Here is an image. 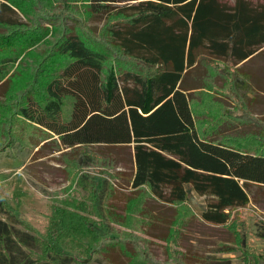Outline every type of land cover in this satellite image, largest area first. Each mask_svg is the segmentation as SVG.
<instances>
[{
  "label": "trees",
  "instance_id": "obj_1",
  "mask_svg": "<svg viewBox=\"0 0 264 264\" xmlns=\"http://www.w3.org/2000/svg\"><path fill=\"white\" fill-rule=\"evenodd\" d=\"M118 1L123 0H86L92 11L110 14V4ZM11 3L0 0L1 20L8 18L3 15L6 12H15ZM128 8H121L118 13L125 18L110 26L120 61L108 65L106 49L79 33L66 32L54 46L52 63L44 67L42 89L24 90L16 113L62 146L84 147L91 159L102 158L109 165H116L114 149L127 148L132 168L126 182L132 189L144 188L153 199L174 204L185 201L191 188L213 198L202 217L225 224L234 210L249 204L253 185L264 187V147L251 150L243 147L242 138L233 143L232 136L208 133L197 115L213 114V109L223 112L222 104L217 102L216 108L215 102H204L207 96L218 97L210 89L215 87L212 81L222 77L218 66L210 69L211 64L251 58L264 46V0H138ZM14 38L1 39L0 50L11 49ZM193 71L209 91H188L186 79ZM239 82L232 74L229 87L233 92L240 88ZM194 100L202 103L203 112H194ZM66 101L68 113L63 108ZM220 120L221 114L213 121L216 128ZM94 145L112 150L94 152ZM4 204L0 200V209L11 212ZM149 206L145 205V212L151 211ZM107 207L111 213L118 212L112 204ZM176 215L163 236L171 243L179 237ZM53 222L59 229L66 226L61 218ZM10 230L0 219V259L9 248ZM128 244L119 241L115 247L131 263L135 255ZM96 248L104 254L109 247L102 241ZM43 259L50 263L49 254ZM172 260L170 264H184L180 255L172 254ZM55 262L50 264L60 263Z\"/></svg>",
  "mask_w": 264,
  "mask_h": 264
},
{
  "label": "rangeland",
  "instance_id": "obj_2",
  "mask_svg": "<svg viewBox=\"0 0 264 264\" xmlns=\"http://www.w3.org/2000/svg\"><path fill=\"white\" fill-rule=\"evenodd\" d=\"M10 1L15 12L0 19V40L15 37L11 49L0 50V200L12 213L0 209V219L11 226L9 248L0 264L16 263L11 258L46 264L47 254L48 263L57 259L62 264H170L172 254L183 257L184 264H264L263 186L251 187V201L232 212L228 225L213 223L202 217L211 196L189 188L185 201L170 204L153 199L144 188L132 189L126 182L132 168L127 148L114 149L116 165H109L102 158L91 159L84 147L62 146L16 113L24 90L42 89L44 67L52 63L54 46L66 32L79 33L106 49L108 65L120 61L110 26L125 18L118 13L121 8L138 0L112 2V14L92 11L86 0ZM240 69L237 92L230 90L231 76L222 73V95L204 98L216 108L217 102L222 104V113L213 109V114L200 115L205 107L195 100L192 108L208 133L232 136L233 143L242 138L243 147L258 151L264 147V46ZM63 108L70 111L69 101ZM220 114L216 128L213 121ZM91 149L112 150L103 145ZM109 204L118 212L111 213ZM145 205L151 211L145 212ZM174 212L180 230L177 242L171 243L163 236ZM58 218L66 226L59 229L53 222ZM125 240L133 247L134 262L115 247ZM102 241L109 247L104 254L96 248Z\"/></svg>",
  "mask_w": 264,
  "mask_h": 264
},
{
  "label": "crops",
  "instance_id": "obj_3",
  "mask_svg": "<svg viewBox=\"0 0 264 264\" xmlns=\"http://www.w3.org/2000/svg\"><path fill=\"white\" fill-rule=\"evenodd\" d=\"M252 58V57H251ZM251 58L247 57L245 59H242V60H238V61H228L226 63H218L217 64H211L212 67H210V69H215V66H218V68L216 70H218V72H220V74L222 73H225L226 75H232V74H235L237 76V78L239 79L238 75H239V71L241 72L242 69H240V66H242L243 64L247 63ZM196 63L193 65L195 66ZM209 66V65H208ZM224 67H228L229 71H224L223 68ZM203 69V68H202ZM205 71V69H203V72ZM228 72H230L228 74ZM219 79H220V76H217L216 79L214 81H212V84L215 86L214 89H216V87H218V90H215L214 92L212 91V93H214L216 96H221L222 94V91L221 88L219 87L221 84L219 82ZM241 80V79H239ZM222 83V82H221ZM186 84H187V87L189 88L188 91H192V92H198V91H201V90H206V91H209V89L207 87L209 86H203L204 85V82L202 81V78H199V76H197L195 74V71H193L191 73V75H189L186 79ZM219 85V86H218ZM231 92L232 89H230Z\"/></svg>",
  "mask_w": 264,
  "mask_h": 264
}]
</instances>
